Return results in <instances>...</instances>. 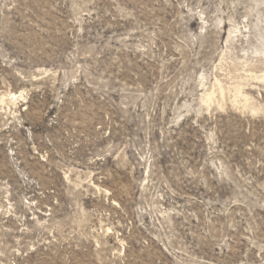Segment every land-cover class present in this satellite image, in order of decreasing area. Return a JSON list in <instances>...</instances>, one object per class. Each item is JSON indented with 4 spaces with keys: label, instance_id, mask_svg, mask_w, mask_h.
<instances>
[{
    "label": "rangeland",
    "instance_id": "374dc122",
    "mask_svg": "<svg viewBox=\"0 0 264 264\" xmlns=\"http://www.w3.org/2000/svg\"><path fill=\"white\" fill-rule=\"evenodd\" d=\"M0 264H264V0H0Z\"/></svg>",
    "mask_w": 264,
    "mask_h": 264
},
{
    "label": "bare ground",
    "instance_id": "6f19581e",
    "mask_svg": "<svg viewBox=\"0 0 264 264\" xmlns=\"http://www.w3.org/2000/svg\"><path fill=\"white\" fill-rule=\"evenodd\" d=\"M6 96L9 97L10 100H11V99H15V98L17 97V95H16V94H13L12 92H8V93L6 94ZM4 100H5V96L2 97V101H4Z\"/></svg>",
    "mask_w": 264,
    "mask_h": 264
}]
</instances>
